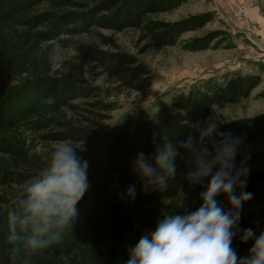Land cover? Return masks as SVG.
<instances>
[{"label": "trees", "instance_id": "1", "mask_svg": "<svg viewBox=\"0 0 264 264\" xmlns=\"http://www.w3.org/2000/svg\"><path fill=\"white\" fill-rule=\"evenodd\" d=\"M187 1L96 0L91 6L70 4L79 7L81 12L63 13L61 17L51 16V19L55 30L71 24L72 28L67 32L73 35L90 33L92 29L114 32L139 29L154 49L161 50L176 46L183 33L200 28L206 17H195L177 23L152 21L149 17L177 9ZM34 4L35 0H0V17L9 21L14 14ZM40 36L42 35L39 34ZM100 40L102 44L114 47L115 51H105L74 40L62 42L78 55L81 63L76 69L80 75H84L85 66L93 65L92 72L98 71V76L114 80L118 89L138 93L147 91L152 85L147 67L135 57L118 51L110 39L100 37ZM211 41L209 36L194 39L185 42L182 49L187 52L207 50ZM27 82L29 84L24 89L26 92L19 98L10 94V90L1 91L0 97L3 93L7 98L0 100V133L3 129L13 127L19 121L37 114L48 112L54 115L46 117V120L50 123L56 122L54 124L61 130L49 136L51 140L86 145V149L78 155L88 161L89 188L77 205V217L59 242L35 256H28L20 242L13 245L7 240V213L20 200L23 191L15 192L10 197L0 196V205L4 206L0 209V255H4L2 259L5 264H11V255L16 250L20 252V261L15 264H124L128 258V247L135 243L144 230L151 229L155 221L162 217L149 208L152 204L159 200L177 199L182 192L190 194L200 204L199 193L207 184L204 181L201 185L193 186L184 178L192 160L191 152L184 149H179L176 175L168 181V187L164 191H143L142 182L130 171V160L140 151H153V133L159 135L166 131L177 142L183 140L192 132L190 124L209 117L216 106L232 104L249 97L252 90L259 85L260 79L256 76L239 77L226 86L209 85L203 90L181 93L170 104H163L152 122L125 120L103 132H97V128L101 127L100 123L106 119L105 116L94 109L72 104L76 99L96 95V88L83 78L73 73L58 77L33 74ZM44 101L48 102L44 104ZM94 105L108 109L101 103L87 106L93 108ZM63 109H67L77 118V124L57 120ZM35 128L39 129L38 125ZM219 130L244 138L247 153L250 155L247 161L250 172L246 190L255 194L257 186L264 181V148L261 147L264 139V114L228 122ZM0 152L11 155L15 163L31 169L40 168V162L45 157L43 154H31L14 143H4L0 146ZM37 174L0 165V187L26 185ZM134 182L137 185L134 201L118 195L128 184ZM223 198L225 197L221 195L217 199ZM188 207L190 210L196 208L191 205ZM165 210L167 213L182 211L173 206H167ZM240 226L247 228L242 218ZM250 246V243L241 244L238 238L232 243L238 254Z\"/></svg>", "mask_w": 264, "mask_h": 264}, {"label": "rangeland", "instance_id": "2", "mask_svg": "<svg viewBox=\"0 0 264 264\" xmlns=\"http://www.w3.org/2000/svg\"><path fill=\"white\" fill-rule=\"evenodd\" d=\"M94 1L96 0H35L32 7L14 14L9 21L0 17V93L10 90V94L19 98L26 92L24 89L29 84L27 79L33 74L58 77L73 73L86 80L97 91L93 97L76 99L72 104L94 109L105 116L106 119L100 123L101 127L97 128V132H103L125 120L152 122L158 109L163 104H170L181 93L203 90L209 85L226 86L239 77L256 76L260 83L249 97L232 104L216 106L210 116L214 114L220 118L221 127L231 121L264 114V0H188L177 9L152 15L149 20L166 23L206 17L200 28L183 33L176 46L161 50L154 49L143 33L134 28L122 32L92 29L90 33L82 35L67 32L72 28L71 24L60 27L61 31L59 28L54 29L51 16L61 17L63 13L81 12L79 7L70 4L91 6ZM240 11H244L241 17L238 15ZM45 19L50 21L44 22ZM39 34L42 36L39 37ZM208 36L212 41L207 50L187 52L182 49L185 42ZM100 37L110 39L118 51L135 57L147 67L152 79V85L147 91L138 93L118 89L114 80L98 76V71L92 72L93 65L85 66L84 75H80L76 69L81 63L78 55L62 42L74 40L105 51H115L114 47L102 44ZM2 94L0 100L3 97L6 100L7 95ZM42 103L46 104L45 101ZM97 103L108 109L97 105L93 108L87 106ZM49 116L54 115L48 112L37 114L19 121L13 127L3 129L0 133V146L14 143L31 154L46 156L61 142L49 138L61 130L55 125L56 122L46 120ZM58 119L77 124V118L67 109L62 110ZM36 125L39 129L35 128ZM72 144L77 147V154L86 149L84 144ZM261 147L264 148V139ZM44 163L43 158L40 168L31 169L15 163L11 155L0 152V165L9 169L39 173ZM11 186L12 189L0 187V196H13L15 192H22L25 187L15 184ZM257 188L252 200L244 204L241 212V218L247 227H256L257 222L260 227H264V181ZM218 201L227 209L225 198ZM181 205L186 208L189 205L196 208L199 206L190 194L182 192L177 199L159 200L149 208L163 216L167 213V206L183 210ZM1 208L4 206L0 205ZM247 249L238 255L246 254ZM2 258L4 255H0V264H5ZM19 258L20 252L14 251L11 264L19 262Z\"/></svg>", "mask_w": 264, "mask_h": 264}, {"label": "clouds", "instance_id": "3", "mask_svg": "<svg viewBox=\"0 0 264 264\" xmlns=\"http://www.w3.org/2000/svg\"><path fill=\"white\" fill-rule=\"evenodd\" d=\"M221 123L213 114L190 124L192 132L178 142L166 131L153 133V151H140L130 160V171L142 182L143 191H164L176 175L179 149H184L192 154L184 178L193 186L207 184L195 210L181 205L182 211L158 218L128 247L124 264H264V227L259 222L256 227L240 226L243 206L253 198L246 190L250 155L244 138L220 131ZM76 148L67 141L57 143L7 213V240L13 245L20 242L28 256L56 245L78 215L77 205L89 183L88 161ZM118 195L134 201L136 183ZM221 195L227 209L217 199ZM236 238L241 244L250 243L246 254L238 255L232 247Z\"/></svg>", "mask_w": 264, "mask_h": 264}, {"label": "built area", "instance_id": "4", "mask_svg": "<svg viewBox=\"0 0 264 264\" xmlns=\"http://www.w3.org/2000/svg\"><path fill=\"white\" fill-rule=\"evenodd\" d=\"M242 14H244V11H240V12L238 13L239 17H241Z\"/></svg>", "mask_w": 264, "mask_h": 264}]
</instances>
